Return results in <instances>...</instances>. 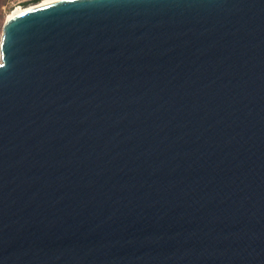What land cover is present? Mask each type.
I'll list each match as a JSON object with an SVG mask.
<instances>
[{
    "label": "water",
    "instance_id": "1",
    "mask_svg": "<svg viewBox=\"0 0 264 264\" xmlns=\"http://www.w3.org/2000/svg\"><path fill=\"white\" fill-rule=\"evenodd\" d=\"M0 264H264V0L7 16Z\"/></svg>",
    "mask_w": 264,
    "mask_h": 264
},
{
    "label": "rangeland",
    "instance_id": "2",
    "mask_svg": "<svg viewBox=\"0 0 264 264\" xmlns=\"http://www.w3.org/2000/svg\"><path fill=\"white\" fill-rule=\"evenodd\" d=\"M44 0H0V38L2 34V25L7 16L16 8H25L34 4H40Z\"/></svg>",
    "mask_w": 264,
    "mask_h": 264
},
{
    "label": "bare ground",
    "instance_id": "3",
    "mask_svg": "<svg viewBox=\"0 0 264 264\" xmlns=\"http://www.w3.org/2000/svg\"><path fill=\"white\" fill-rule=\"evenodd\" d=\"M53 1H58V0H44L43 2H41L40 4H45V3H49V2H53ZM24 8H16L8 17H12L13 15L21 12Z\"/></svg>",
    "mask_w": 264,
    "mask_h": 264
}]
</instances>
